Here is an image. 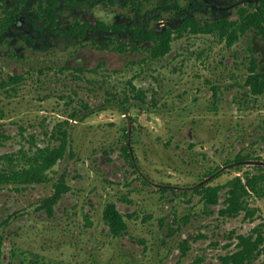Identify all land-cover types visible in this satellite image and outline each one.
Wrapping results in <instances>:
<instances>
[{
    "label": "rangeland",
    "instance_id": "rangeland-1",
    "mask_svg": "<svg viewBox=\"0 0 264 264\" xmlns=\"http://www.w3.org/2000/svg\"><path fill=\"white\" fill-rule=\"evenodd\" d=\"M58 1L57 23L66 29L79 19L149 28H164L166 20L178 26L185 15L201 23L234 19L242 0ZM19 3L1 0L0 6L9 11ZM37 8L34 0L25 1L21 25L0 34V158L10 154L18 161L33 141L42 147L56 144L46 134L69 121L65 128L71 132L73 155L50 175L67 174L72 190L60 206L65 215L60 209L49 221L37 211V197L45 191L26 193L29 197L16 208L20 219L11 225L18 243L64 264L93 256L101 264H220V256L235 248L236 234L264 224V198H249V207L257 210L252 222L244 216L223 218L219 207L210 213L197 190L224 185L264 165V94L253 97L245 86L251 48L264 71L262 37L251 31L230 48L213 35L187 33L175 39L165 58L141 62L142 51L120 54L94 44L117 37L136 43L131 33L90 31L84 40L61 35L38 18ZM10 75H23L24 81L1 84ZM130 81L148 92L149 101L142 107L131 101L127 111L119 104L130 93ZM128 127L130 141L125 138ZM127 143L134 165L121 154ZM5 161L0 164L6 166ZM5 195L21 197L7 190L0 200ZM90 197L96 207H89ZM111 201L134 213L127 219L129 236L142 245L107 236L102 212ZM87 212L93 213L92 226ZM185 241L191 243L187 254L180 249ZM95 243L102 246L89 255Z\"/></svg>",
    "mask_w": 264,
    "mask_h": 264
},
{
    "label": "trees",
    "instance_id": "trees-1",
    "mask_svg": "<svg viewBox=\"0 0 264 264\" xmlns=\"http://www.w3.org/2000/svg\"><path fill=\"white\" fill-rule=\"evenodd\" d=\"M113 2L115 0H108ZM148 2H155L156 0H147ZM25 2L18 4L12 11L3 12L0 6V19L1 30H7L15 20L17 13L21 10V5ZM159 4V1L157 0ZM139 5V3H135ZM58 0H50L45 2L39 0L38 15L51 27L56 29L60 34L71 35L80 40H84L90 30L102 31L104 34H117L129 32L132 34V40L136 43L127 44L122 42L120 38H114L108 44L98 45L94 44L100 49L116 51L120 54L136 53L142 51L144 59L141 62L151 61L156 62L165 58L173 49V42L175 39L185 36L187 33L213 35L221 42H225L228 47H233L244 35L248 32L255 31L259 36L264 39V0H251L247 6L240 5L238 9V18L229 19L226 17L217 19L215 21H207L201 23L196 18L185 15L180 22H170L166 28H159L156 25L152 27H142L140 25L129 26L122 23H107L104 21L98 24H91L87 21L78 20L74 24L67 26L66 29H60L57 23L56 9L58 7ZM112 38V36H111ZM134 62V61H133ZM139 61H136V63ZM104 63L98 68L102 67ZM78 72H85L82 67H77ZM93 69L92 71H95ZM24 81L23 75H10L7 79H3L1 84L8 86L17 85ZM246 86L248 87L251 96H260L264 94V71L259 69L258 60L252 56L248 66V73L246 78ZM130 93L125 94L124 98L120 101L125 110L129 111L130 107L127 106L131 101H136L135 106L142 107L149 100L148 92L136 86L135 83L129 82ZM217 89V88H216ZM215 89V96L218 92ZM156 105V103H154ZM89 109L88 105L84 107ZM90 113V112H89ZM94 113V112H93ZM90 115V114H89ZM78 113L73 114V118H77ZM88 113L82 118L87 117ZM71 122H60L56 130H51L49 135L56 144L40 146L34 141L33 148L29 151H22L18 161L13 155H5L3 159L6 161V166L0 164V191L3 186L22 184L41 183L50 180L51 170L69 155H73L71 146V132L66 125ZM125 138L131 140L130 129H126ZM5 139L9 137L5 136ZM124 157L127 161L134 165V156L129 145L124 144ZM243 159L238 155L236 159ZM244 158H248L245 156ZM1 159V158H0ZM20 160V162H19ZM247 160V159H244ZM259 171L251 173L248 171L243 172L242 175L236 176L224 185H204L198 188L197 194L201 196L205 208L213 213L214 207H219L218 213L223 218H237L244 216L246 221L257 220V210L250 208L249 198L253 195L264 198V165L258 166ZM54 189L57 191L52 201L48 203L50 210L54 202L62 195L63 192L69 190L66 180L63 177L58 181ZM224 193V200L222 199V192ZM132 215H130L131 217ZM105 220L108 222L109 228L113 232L121 236L128 226L125 222L124 216L119 212L115 203H109L104 212ZM189 217H187L188 219ZM256 218V219H255ZM234 249L220 256V264H252L262 259L264 264V224L257 225L251 232L236 234L234 237ZM191 243L185 241L181 244L180 249L184 254L190 250Z\"/></svg>",
    "mask_w": 264,
    "mask_h": 264
},
{
    "label": "flooded vegetation",
    "instance_id": "flooded-vegetation-1",
    "mask_svg": "<svg viewBox=\"0 0 264 264\" xmlns=\"http://www.w3.org/2000/svg\"><path fill=\"white\" fill-rule=\"evenodd\" d=\"M25 1H27V0H24V2ZM34 1L36 2L37 6H38L39 5V0H34ZM73 1H75V0H73ZM250 1L251 0H242V1H240L241 3L240 4H236L235 7L237 9L240 5L247 6V4ZM22 2H23V0H20V3L19 4H21ZM45 2H50V0L49 1H45ZM58 4H59V1H58ZM23 5H21L20 12L17 13L15 22L12 25H10L7 30H1V33L0 34L5 33V32H8L14 25H21V22H20V14L22 12ZM14 8H12V10ZM12 10L3 11V12H10ZM38 10H39V7L37 8V12L36 13H37L38 18H40L39 15H38ZM237 12H238V9H237ZM3 18H4V16H3ZM221 18H223V17H221ZM226 18H229V17H226ZM237 18H238V16H237ZM40 19L43 20L42 18H40ZM229 19H231V18H229ZM234 19H236V18H234ZM79 20H82V19H79ZM76 21H78V20H75L74 23ZM212 21H215V20H212ZM165 22L167 24L164 26V28H166V26H169V23H170L169 20L164 21V23ZM74 23H72V24H74ZM47 25L50 26L49 24H47ZM157 27H158V25H157ZM0 28H1V26H0ZM52 29L55 32L59 33L53 27H52ZM90 31H92V30H90ZM94 32H102V31L96 30ZM61 35H63V34H61ZM66 36H71V35H66ZM250 51L252 53L251 56H254V57L257 58V56H255V54L253 53L252 48L250 49ZM257 60H258V64H259V59H257ZM259 69H260V66H259ZM245 86H246V82H245ZM249 94L251 95L250 91H249ZM262 95H260V96H262ZM253 97H259V96H253ZM87 110H90V108L87 109ZM129 129H130V133L132 134V128L129 127ZM21 131L23 132V134L27 132V130L25 129V127H24V129L21 128ZM5 136L6 137H9V139H7V140H10L11 139V136L10 135H4L3 136L4 139H5ZM127 145H128V143H127ZM123 152H124V150L122 151L121 154H123ZM124 158L127 161L126 157H124ZM1 159H3V157H1ZM107 162L110 163L111 161L108 160ZM63 177L66 180V184L69 186V190H67L66 192H63L62 193V195L57 199V201L54 202V204L52 206V210H50V208L48 206V203H50L52 201L54 195H56V193H57V191L54 189V186ZM7 190L8 191H13V192H15L16 195H21V197H20V199H18L16 195H15L16 198L14 196L13 197H10L9 195H5L4 199L3 200H0V264H64L65 262L62 261L63 259L51 258L49 260V258H50L49 256H45L44 254L39 255L36 252L35 253L32 252V250H25V248L22 247L18 243L19 240L18 241L16 240L17 238H20V237H17V232H16L17 230L16 229L13 230L11 225H12L13 219L16 218L15 221H18L20 219V217L17 218V215H18L17 212H19L17 209H19V208L22 207V203L24 202V201H22V199H26L27 197H29V195L26 194V193H29L30 191L37 192V193L38 192L45 191V192L41 193L42 195H40L39 197H37V195H36V197H37L36 202H37L38 207H39V208H37V211L38 212L44 211V213H45V219L47 221L53 219L56 216L55 214L57 213V211H60V209H61L60 213L63 214V215H65L66 212L60 206H62V202L64 201V198L72 190V187H71V185L68 182V176H67V174L58 173L56 176H51L50 175V180H47V181L41 182V183H34V184L32 183V184H27V185L22 184V183H19V184H16V185H6V186H3L2 187V189L0 191V195L3 192L7 191ZM97 192H99V194H100L101 193V189H98ZM36 197L34 196V198H36ZM121 200L122 201H127V200H125L123 198ZM88 202H89L88 205H89L90 208L91 207H96V203H95L94 198H91L90 197L88 199ZM112 202L115 203V205H116L117 209L119 210V212L124 216V219H125V222H126L127 226H128L127 219H129V220L132 219L133 218V214H134V213H131V212L126 213L125 211H123V209L121 208V206H120V204H119L118 201H111V202L106 203L105 206H104L103 212H102V217H103V220L105 222V226L107 227V230H106L107 236L108 237H112V238H120V239H126L127 238L130 241H136L138 245H142V244H139L138 243L139 240H137V239L129 236V227L127 228V230H125V232L121 236L116 235L113 232V230L109 228L108 222L105 220V217H104V212H105V208L107 207V205L109 203H112ZM86 214H87L86 217H85L86 218V222L88 221L90 223V221H91V216L90 215H93V213L92 212H87ZM130 215H132V216L130 217ZM57 223H59V222H57ZM90 225L91 226L93 225L92 221H91ZM59 227H61V226H59ZM13 231H14V235H16L14 237L12 236V232ZM14 238H15V241L13 240ZM101 246H102V244H98V243L90 244L89 247H88L89 255H91L96 248L100 249ZM54 261H56V263ZM98 263L101 264V262H99V260L97 259L96 256H93L88 261L85 260L83 263H81L79 261L74 262V263L67 262V264H98Z\"/></svg>",
    "mask_w": 264,
    "mask_h": 264
}]
</instances>
